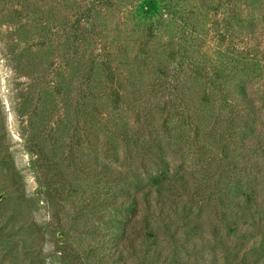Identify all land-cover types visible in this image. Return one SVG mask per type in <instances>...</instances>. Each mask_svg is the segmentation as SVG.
<instances>
[{
	"label": "rangeland",
	"instance_id": "obj_1",
	"mask_svg": "<svg viewBox=\"0 0 264 264\" xmlns=\"http://www.w3.org/2000/svg\"><path fill=\"white\" fill-rule=\"evenodd\" d=\"M90 2L0 0V264H246L258 250L264 256V247H257L259 233L243 238L228 231L233 222L264 229V73L248 87L259 113L237 139L227 137L225 143L214 110L202 100L204 83L200 87L193 76L185 79L190 113L197 114L194 120L201 126L183 127L181 135L163 132L164 154L155 153L168 160V184H182L183 189L167 191L160 202L153 196L151 205L137 193L139 204L126 241L130 250L120 253L121 238L112 230L120 216L102 201L112 184L123 192L119 197L135 194V177L145 165L155 169V160L135 157L130 137L140 133L139 115L146 123L145 115L153 111L147 102L157 104L161 96L154 88V71L168 63L183 22L169 16L144 46L151 20L162 14L159 1L114 0L113 7L95 9L100 39L75 42L70 28L74 9ZM187 2L195 12L193 20L200 21V45L193 48L212 57L219 50L212 39L213 18L202 25L199 9L210 10L215 0ZM81 26L92 34L88 22ZM105 61L122 74L118 78L127 79L132 69L142 84L135 105L126 102L121 114L111 112L109 126H117L116 134L128 131L116 139L91 125L95 118L87 122L93 114L90 105L105 104L112 87ZM87 78L88 88L83 84ZM80 93L86 96L83 110L75 106ZM161 120L162 113L153 112L155 128ZM71 142L79 144L75 165L68 159ZM73 186L79 190L70 194ZM237 186L235 197H253L252 212L210 196L209 190L217 189L232 200Z\"/></svg>",
	"mask_w": 264,
	"mask_h": 264
},
{
	"label": "trees",
	"instance_id": "obj_2",
	"mask_svg": "<svg viewBox=\"0 0 264 264\" xmlns=\"http://www.w3.org/2000/svg\"><path fill=\"white\" fill-rule=\"evenodd\" d=\"M158 1L162 14L157 20H151L152 22L147 29L149 33L148 38L144 46L148 45L150 38L155 32L165 25V20H168L169 16L176 17L183 23L181 28H179V30L181 29L180 42L176 44L174 50L170 53L168 63H161L154 71L155 77L157 78L154 88L161 95L160 98H158L159 101L156 98L157 104L147 102L153 111H149L145 115V117L148 118L146 123L142 115H139L141 130H138V132L140 131V133L136 138L130 137L133 138L132 144L133 146L135 145L137 149V155L135 157L155 160V169L152 170L150 166L148 167L145 165L143 173L138 177H135L137 172L132 170L137 189L135 194L130 193L127 197H119L116 194L123 195V192L119 191L117 186L112 184L106 187L110 194L107 193L102 201L108 204V206L120 216V220L117 224L113 225L114 228L112 229L114 234L121 238L120 253L124 252L125 249L127 251L130 250L128 245H126V241L130 238V224L134 223L139 204L137 193L139 192L142 197L145 198V203L147 205H151L153 196L155 199H159L160 197V202L162 201L161 198H163L164 193L170 190L173 191L179 186V184H168V176L166 174L168 160H166L162 154L157 156L155 153L160 152L164 154L163 142L161 140V134L163 132H169L170 134L173 130L172 132L179 131L181 135L184 129L183 127L192 125L194 129L199 130L201 126L198 120H194L197 114L194 112L190 113L189 105L193 110V104L192 101L188 103L185 97V79L193 76L194 81L200 83V87L205 85L206 88L202 94V100L209 104L211 109L214 110L216 123L222 126L221 135L224 138L222 141L223 143H225L227 137L237 139V134L242 133V130L245 131L249 127V121L253 120L255 118L254 116L258 114L260 110V107L255 106V102L248 92V87L253 85L255 81L254 77H258L260 73H264V0H215L214 6H206L209 7L210 10L199 9L202 12L200 14L203 15V19L201 20L202 25L204 19L213 18L212 25L215 28L212 39L218 43L219 48L216 55L208 58H204L201 55L202 53L199 48H193L194 43L200 45L197 42L200 35V29H198L200 28L198 26L200 21L198 20L197 22L193 20L192 17L195 16V12L192 8L189 9L187 0ZM113 2L114 0H92V2L82 10H77L79 9L77 7L74 9L76 18L70 24V28L73 30L72 35L75 42H84L88 39L93 40L95 37L100 39L101 36L98 29L100 24L94 21L95 9L98 6L113 7L115 6ZM76 10L78 12H76ZM164 15H167V17H164ZM86 22L91 25L89 31L93 35L86 33V31H82L83 27L81 25ZM173 59H179L176 61V66L172 64ZM105 65L110 71L112 81L111 90L106 96L108 100L105 104L100 103L97 105V102L94 101L90 105L93 106L90 110L93 114L87 116V122L95 118V124L91 125L100 128L103 127V130L106 131L107 134L116 139V137L126 136L128 131L123 130L121 134H116L115 130L117 126H109L113 122L112 119L109 122L111 112L113 110H118V115L121 114L119 111L122 110V107L123 109L125 108L126 102L127 105H135L141 95L140 88L142 84L140 80L137 81L135 79L139 77L134 76L135 73L132 69L127 79L118 78L122 74L106 63V61ZM90 71L92 72L93 69L91 68ZM89 78L85 79V82H83V84H86L87 88L89 85ZM85 97L84 94L80 93V97L77 98L75 106L79 110H83L85 106ZM23 100H26V97L23 96ZM153 112L162 113V120L158 128H155L156 125L153 124ZM81 113L82 112L78 111L79 115H81ZM104 116L108 119L106 124L104 123ZM78 122H80V118H76L77 126H79ZM179 122L182 126L181 130H178ZM171 123H174V126H171ZM77 126H74L75 131ZM84 130L86 131L85 128ZM153 147L155 148L153 149ZM77 148H79V144L76 143L75 146L74 142L69 143L68 159L70 164L75 165L76 163L75 154ZM254 148L259 150V144H256ZM227 156L229 157V153L227 149H224V159H228ZM217 168H221V162L218 163ZM220 174H222V171ZM216 179L218 181V178L213 179V181ZM116 182L117 180L114 181V183ZM182 189L183 186L180 184L179 190L182 191ZM238 189V186L235 187L232 200L231 197L226 195L223 191L210 189L209 192L214 201L221 203L231 202L232 205L239 204L240 207H244L243 211H245V213L252 212L254 209L252 206L253 197L251 195L235 197V194H238L236 193ZM78 190L79 186H73L70 194ZM96 192L98 195V188ZM70 194L69 197H71ZM187 218V216L183 215L184 221H188ZM228 231L230 234H239L243 238L249 235L254 236V234L259 233L262 237V241L260 240V244L257 247H264V229L262 227L259 228L249 224L243 227L233 222L229 225ZM136 233L138 234L140 232ZM146 234L148 237L152 236V232L150 231L146 232ZM257 247L255 246L256 249ZM65 253L68 259L69 255L73 259V254L69 252V250H66ZM247 253H249L248 250ZM244 261L246 264H264V256L258 250L254 258H249Z\"/></svg>",
	"mask_w": 264,
	"mask_h": 264
}]
</instances>
